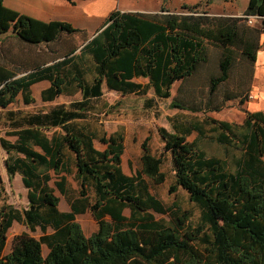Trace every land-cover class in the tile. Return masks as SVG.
Returning a JSON list of instances; mask_svg holds the SVG:
<instances>
[{"label": "trees", "instance_id": "obj_1", "mask_svg": "<svg viewBox=\"0 0 264 264\" xmlns=\"http://www.w3.org/2000/svg\"><path fill=\"white\" fill-rule=\"evenodd\" d=\"M249 15L263 17L264 0H249L239 16L174 12L163 5L152 13L113 10L94 36L49 60L22 67L0 50V109L21 93L30 103V87L43 80L49 82L41 91L43 101L80 94L48 109L0 113V122L9 128L6 133L14 136L10 141L0 129L5 169L9 177L20 175L28 202L23 210L6 202L0 205V264H264V110H246L239 124L206 117L215 154L204 148L208 131L201 122L172 120L171 130L158 128L162 153H152L145 138L140 165L132 174L121 167L123 133L100 132L87 120L105 89L121 95L152 90L157 98H169L173 83L208 61L209 44L220 48L209 95L229 78L237 59L249 62L253 70L264 18L253 27L246 25ZM9 30L27 45L50 44L63 33L83 32L67 21L45 22L20 13L0 0V34ZM224 96L245 100L243 90ZM150 102L146 98L144 103ZM208 103L209 110L221 108ZM170 107L202 109L175 97ZM192 132L197 135L188 140ZM163 153L169 154L173 171L170 190H185L200 210L197 226L187 223L185 212H174L163 222L149 211H165L150 192L165 179ZM50 171L59 175L55 186L63 194L67 174L73 173L78 182V196L67 197L70 211L59 209ZM126 208L129 215L123 214ZM86 211L97 222L89 236L75 219ZM14 221L30 231L39 229L41 235H15L5 253Z\"/></svg>", "mask_w": 264, "mask_h": 264}, {"label": "rangeland", "instance_id": "obj_2", "mask_svg": "<svg viewBox=\"0 0 264 264\" xmlns=\"http://www.w3.org/2000/svg\"><path fill=\"white\" fill-rule=\"evenodd\" d=\"M201 10H203V7L198 11ZM176 12H188V10H177ZM246 25L256 27L259 25V22L253 21L252 23H247L246 21ZM61 36L59 41L50 44L42 43L40 45H27L16 38L0 36V50H5L7 54L13 56L16 63L21 64L22 67H26L34 63L49 60L51 56L54 57L57 54H61L74 45L79 46L89 39L90 35L83 31L82 33L73 34L63 33ZM207 53L208 61L202 64L193 75L183 81L173 83L169 98H157L153 95L152 90H149L146 94L131 93L121 95L120 93L105 89L102 96L95 101L87 120L92 128L100 132L105 131L109 134L113 131H119L123 133L124 151L121 156V167L125 173L132 174L139 167L141 143L145 138L148 137V144L152 153L156 155L162 153L163 144L158 133V128L165 127L171 130L172 120L185 123L195 120L201 122L203 128L208 131L206 133L208 135L204 138V148L208 154H215L217 146L212 141H208L210 140L209 136L212 134V125L205 122L204 119L206 117L226 120L236 124L243 121L245 112L249 109L248 103L254 99L255 81L252 65L247 61L237 59L231 69L229 78L221 83L216 93L211 96L208 94L209 77L211 74L218 72L217 63L220 56V48L209 44ZM138 81L145 83L146 79L138 78ZM262 85L263 83H260L258 87ZM48 86L49 82L47 80L33 84L28 91L29 96L33 98L30 103H25V93H21L14 102L10 103L6 108L0 109V113L2 114L7 109L33 112L80 98V94L77 92L72 95H59L51 101H43L41 99V91ZM234 90H243V98L245 99L243 103L240 102L239 98L225 99L224 95ZM174 97L189 106L193 104L199 105L202 109L194 112L188 109L171 108L170 102ZM146 98H151L149 104L144 103ZM210 98L213 101L208 103ZM207 103L211 104V106L219 104L221 108L217 111L209 110ZM5 125V122H0L1 134L6 139L13 141L14 136L6 133L9 128L5 127ZM196 135V132H192L187 139L192 140ZM95 144L97 147L102 148V145L98 141H95ZM5 156L6 152L0 146V188H2L0 189V205L6 202L19 210H23L27 207L28 203L27 190L23 186L20 176H8L4 165ZM161 170L165 174V179L161 184L152 185L150 192L161 200L165 211L156 212L152 209L149 210L153 214V217L156 220L167 222L171 220L174 212H185L188 216V224L193 226L200 224V210L196 204L189 200L185 190L180 187H177L174 191L170 190L174 177L168 153H163ZM50 174L49 183L60 199L58 206L60 208L65 207L68 201L67 197L74 198L78 196L79 184L73 177V173L67 174L64 184L66 194H63L55 186V181L59 178V175H55L52 171H50ZM87 190L89 193H92L90 188ZM124 213L129 215V209L126 208ZM76 220L87 234L96 225L89 213L78 215ZM22 232H27L37 238L41 235L39 229L30 231L25 225L14 221L7 231L5 253L10 250L12 238ZM42 248L43 253H45L47 250L45 244L42 245Z\"/></svg>", "mask_w": 264, "mask_h": 264}, {"label": "crops", "instance_id": "obj_3", "mask_svg": "<svg viewBox=\"0 0 264 264\" xmlns=\"http://www.w3.org/2000/svg\"><path fill=\"white\" fill-rule=\"evenodd\" d=\"M248 1L249 0H74V2H70L69 0H3V4L20 13H24L45 22L51 20L67 21L74 28L89 34L90 38L99 31L105 18L113 10L152 13L156 12V10L160 9L163 5L165 8L174 12L185 9L188 10V12L191 10L198 12V10L203 7L201 11H206L209 14L239 16L245 12ZM0 36L16 38L11 30L1 33ZM1 51L5 55L7 54L5 50ZM253 74L255 81V89L253 91L254 99L249 101V109H247L249 111L263 110L264 32L259 36V48L255 55ZM260 83H263V85L258 87ZM16 175L20 176L19 174ZM59 209L61 211H70V206L67 202L65 207H59ZM86 213L91 215L89 211L81 214ZM81 214H77L75 219ZM123 214L126 215L124 211ZM94 221L96 225L90 233L87 234L82 229L86 236H89L97 229V222L95 219ZM47 251L48 249L45 253H47Z\"/></svg>", "mask_w": 264, "mask_h": 264}, {"label": "built area", "instance_id": "obj_4", "mask_svg": "<svg viewBox=\"0 0 264 264\" xmlns=\"http://www.w3.org/2000/svg\"><path fill=\"white\" fill-rule=\"evenodd\" d=\"M260 18H264V16L263 17H259V16H257V15H249L248 17H247V23H252L253 21L255 22V21H259V19Z\"/></svg>", "mask_w": 264, "mask_h": 264}, {"label": "water", "instance_id": "obj_5", "mask_svg": "<svg viewBox=\"0 0 264 264\" xmlns=\"http://www.w3.org/2000/svg\"><path fill=\"white\" fill-rule=\"evenodd\" d=\"M95 35V34H94Z\"/></svg>", "mask_w": 264, "mask_h": 264}]
</instances>
